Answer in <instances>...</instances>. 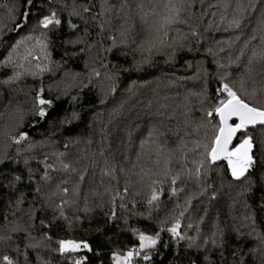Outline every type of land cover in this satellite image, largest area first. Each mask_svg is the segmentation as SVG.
Segmentation results:
<instances>
[{"label": "trees", "instance_id": "16d2710c", "mask_svg": "<svg viewBox=\"0 0 264 264\" xmlns=\"http://www.w3.org/2000/svg\"><path fill=\"white\" fill-rule=\"evenodd\" d=\"M151 1L0 0V237H10L0 239V254L18 264H113V252L138 248L140 232H159L160 242L138 264H264V131L250 130L257 163L248 179L202 155L219 124L207 112L225 98L222 84L243 76L251 91L245 74L264 48V0H254L239 29L219 22L222 0H197L192 28L175 26L187 36L183 47L175 29L153 43ZM73 3L80 16H69ZM52 11L61 24L43 29L38 20ZM45 37L47 57L36 43ZM251 67L259 86L264 62ZM38 93L52 101L44 118ZM21 132L28 138L14 143ZM153 189L159 199L149 204ZM176 219L183 239L167 231ZM33 239L42 246L29 247ZM61 239L92 251L61 255Z\"/></svg>", "mask_w": 264, "mask_h": 264}, {"label": "snow or ice", "instance_id": "6c2138e0", "mask_svg": "<svg viewBox=\"0 0 264 264\" xmlns=\"http://www.w3.org/2000/svg\"><path fill=\"white\" fill-rule=\"evenodd\" d=\"M26 3L31 4L32 0H26ZM197 0H152V9L151 14L154 17L151 24V30L156 33V36L153 39V43H159L161 45L166 43V39L169 35V32L174 29L177 31L176 41L178 47H183L180 41H183L187 36H180L179 29L175 26L180 24L188 25L189 28H192V25L189 24V20L195 19L196 13L192 11L195 7ZM200 3L203 4V0H200ZM143 8V4L140 5ZM222 9L220 14V23L227 21V25L233 29H239L250 11L256 10V3L254 0H222L221 4L218 6ZM84 12H88V7H83ZM24 17H27V13L21 14ZM81 12L78 10L77 5L73 3L72 10L69 13V16H80ZM147 15V14H145ZM201 16L205 13H201ZM213 16L216 13H212ZM145 17L142 16L143 20ZM61 20L57 17V13L52 11L50 15L43 16L42 19L38 20V25L43 29H49L50 26H59ZM71 27H75L70 22ZM103 28V25H101ZM257 30L264 32V7L261 8L259 12V17L257 21ZM192 36H197L198 32L193 28L191 31ZM31 39V37H29ZM113 43L115 44V37L112 38ZM239 39V37H237ZM255 39V36L252 37ZM36 43L40 46L42 51H45V56L47 57L46 49L48 48L47 37L44 40L39 38L36 39ZM19 47V44H17ZM247 47V43L245 44ZM31 50L28 51V55H31ZM174 55V54H173ZM241 55H243V50H241ZM259 60L264 62V48H261L259 52H253L252 58L249 59V67L246 70V76L248 80H252L253 86L251 91L246 86L247 80L245 77H241L236 83H223L222 88L219 89L225 98L221 99L219 103L214 107L212 111L207 112V116L211 117L213 112L216 116L219 117V124L215 127V135L211 141V144L204 143L202 146L204 148V153L212 162L218 160L227 161L228 167L231 171V175L234 179L240 180L241 178L248 179L247 174L257 163V158L255 155L254 149L256 148L257 141L254 140L251 131L259 128L261 131H264V79L259 82L257 86L256 81L252 77V64L253 60ZM22 66V65H21ZM43 70V69H42ZM19 75V74H17ZM97 75H99L97 73ZM7 83V81H6ZM43 89H41V92ZM37 104L39 105L36 114L40 118H44L47 115L45 110V105L49 107L52 104V101L42 98L41 94L38 93L36 96ZM229 121H232L231 123ZM237 133H243V138L240 139V142L233 146V140L237 137ZM157 135L156 130L150 134V136ZM27 134L21 132L18 137H13V141L16 144H20L22 141L26 140ZM259 144L262 146L261 155L264 157V137L259 140ZM31 147V146H29ZM197 148L201 147V144L197 143ZM60 155H63L61 153ZM3 161H0L2 163ZM27 163V161H25ZM159 163V161H157ZM167 163V160H166ZM201 166L203 161H200ZM51 165L45 164V175L44 179L48 178L47 169ZM65 169L69 168L67 163L63 164ZM199 168H197V173H199ZM167 175V171L164 173ZM147 175V173H145ZM31 179V174L29 176ZM177 176H173L171 183L176 184ZM21 176L17 175L14 177L15 181H19ZM83 179V176H81ZM249 184L252 183L251 180L248 181ZM153 184H156L157 181H152ZM63 191H67L64 189ZM172 193H176V188H172ZM125 192H127V186H125ZM119 196V192L115 193V197ZM123 199V197H121ZM159 195L156 189H153L148 200L149 204H152L154 201H158ZM264 206V205H262ZM123 207V205H121ZM115 216V211L112 213ZM183 215V212L180 213ZM191 227V225H189ZM180 228V220L176 219L171 227L167 228V231L172 235L173 238L179 237L183 239L178 229ZM0 239L7 241L10 237H0ZM50 237L48 238L50 242ZM138 248H134L124 252L123 254L119 252H113L111 259L113 264H133L135 257H141L144 261H149L151 259L150 252L156 250L158 243L160 242V233L157 232L155 235H148L144 232L138 234ZM58 252L61 255L70 254L78 252L79 250L86 249L92 251L90 245L84 241H77L75 239H61L58 242ZM213 244H216V241H212ZM41 244H32L29 247L38 248L41 247ZM86 257H80L74 261V264H85ZM0 264H18V261L14 260L7 252L0 254ZM27 264V260H26Z\"/></svg>", "mask_w": 264, "mask_h": 264}, {"label": "rangeland", "instance_id": "374dc122", "mask_svg": "<svg viewBox=\"0 0 264 264\" xmlns=\"http://www.w3.org/2000/svg\"><path fill=\"white\" fill-rule=\"evenodd\" d=\"M151 2H152V1H151ZM151 6H152V4H151ZM78 10L80 11V8H79V7H78ZM153 19H154V18H153ZM152 22H153V20L150 21V24H152ZM149 32H152L153 34H155V32H154L153 30H151V27L149 28ZM149 32H148V33H149ZM150 45H153V44H150ZM224 161H225V160H224ZM226 162H227V161H226ZM227 165H228V164H227ZM27 216H28V214H27ZM10 227H11V226H10ZM16 227H18V226H13V228H11V230L13 231L12 233H14V232L16 231V229H17ZM32 241H33V243H31V245H32V244H37V242H36L35 239H33Z\"/></svg>", "mask_w": 264, "mask_h": 264}, {"label": "water", "instance_id": "95a60500", "mask_svg": "<svg viewBox=\"0 0 264 264\" xmlns=\"http://www.w3.org/2000/svg\"><path fill=\"white\" fill-rule=\"evenodd\" d=\"M229 122L231 123L232 121H229ZM238 134H239V133H237V136H238ZM236 138H237V137H236ZM236 138H234L233 143L235 142ZM220 161H224V160L221 159V160H218V161H216V162H220Z\"/></svg>", "mask_w": 264, "mask_h": 264}, {"label": "built area", "instance_id": "2783aa9c", "mask_svg": "<svg viewBox=\"0 0 264 264\" xmlns=\"http://www.w3.org/2000/svg\"><path fill=\"white\" fill-rule=\"evenodd\" d=\"M133 264H138L137 257L134 258Z\"/></svg>", "mask_w": 264, "mask_h": 264}]
</instances>
